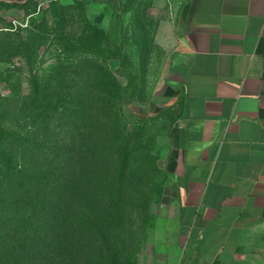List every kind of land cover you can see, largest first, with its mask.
Returning a JSON list of instances; mask_svg holds the SVG:
<instances>
[{
  "label": "crops",
  "instance_id": "0c3cea01",
  "mask_svg": "<svg viewBox=\"0 0 264 264\" xmlns=\"http://www.w3.org/2000/svg\"><path fill=\"white\" fill-rule=\"evenodd\" d=\"M165 44L179 264H262L264 0H184Z\"/></svg>",
  "mask_w": 264,
  "mask_h": 264
},
{
  "label": "trees",
  "instance_id": "16d2710c",
  "mask_svg": "<svg viewBox=\"0 0 264 264\" xmlns=\"http://www.w3.org/2000/svg\"><path fill=\"white\" fill-rule=\"evenodd\" d=\"M62 15L25 37L0 30V55L23 54L31 66L28 132H0V264H109V143L121 107L137 98L109 70L103 31L66 41ZM53 35L61 54L40 77L33 60ZM84 43L91 56L76 55Z\"/></svg>",
  "mask_w": 264,
  "mask_h": 264
},
{
  "label": "rangeland",
  "instance_id": "374dc122",
  "mask_svg": "<svg viewBox=\"0 0 264 264\" xmlns=\"http://www.w3.org/2000/svg\"><path fill=\"white\" fill-rule=\"evenodd\" d=\"M10 1L26 0H0V30L25 37L37 25L55 27L62 13L59 32L66 41L94 40L93 29L103 31L109 70L137 98L121 107L117 135L109 143V264H179L180 237L170 205L173 115L155 107L151 96L166 67L165 37L184 0H34L25 7ZM51 41L33 60L40 77L52 73L61 54L55 35ZM78 45L76 55L91 56L85 43ZM30 76L23 54L0 55V132H28ZM259 253L264 264V237Z\"/></svg>",
  "mask_w": 264,
  "mask_h": 264
},
{
  "label": "built area",
  "instance_id": "2783aa9c",
  "mask_svg": "<svg viewBox=\"0 0 264 264\" xmlns=\"http://www.w3.org/2000/svg\"><path fill=\"white\" fill-rule=\"evenodd\" d=\"M49 1H52V0H49ZM54 1H56V0H54ZM40 7H41V5L39 6V8H38V9H40Z\"/></svg>",
  "mask_w": 264,
  "mask_h": 264
}]
</instances>
